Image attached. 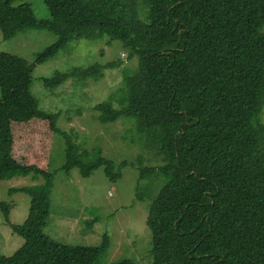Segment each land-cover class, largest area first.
<instances>
[{
	"label": "trees",
	"instance_id": "16d2710c",
	"mask_svg": "<svg viewBox=\"0 0 264 264\" xmlns=\"http://www.w3.org/2000/svg\"><path fill=\"white\" fill-rule=\"evenodd\" d=\"M15 1L0 0L3 40L31 29L56 40L31 63L0 53V181L43 178L8 190L30 199L22 224H11L0 202L4 224L22 239L0 264H96L107 253L105 234L96 246H73L43 233L52 138L62 136L65 174L77 168L87 177L101 166L115 181L124 163L99 148L80 151L58 130L59 114L40 110L29 90L36 65L73 40L102 36L120 42L137 66L122 72L120 108L97 104V121H130L133 138L160 162L139 166L136 186V199L149 200L151 264H264V0H41L48 19ZM102 68L55 72L43 85L97 80Z\"/></svg>",
	"mask_w": 264,
	"mask_h": 264
},
{
	"label": "rangeland",
	"instance_id": "374dc122",
	"mask_svg": "<svg viewBox=\"0 0 264 264\" xmlns=\"http://www.w3.org/2000/svg\"><path fill=\"white\" fill-rule=\"evenodd\" d=\"M28 4L37 19H48V11L41 0H16L14 6ZM56 40L44 30H24L3 40L0 34V53H9L31 63L35 57ZM97 64L103 67L100 78L77 80L68 78L55 89L43 85L55 72L69 73L76 68ZM137 58H127V51L118 41L107 36L95 40L76 39L69 42L51 59L36 65L31 74L30 93L40 110L58 113L57 128L69 134L80 151L92 153L101 150V156L111 160L118 168L115 181L107 178L103 167H98L87 177L77 168L65 174L64 145L60 134L52 138L49 171L52 174L50 208L43 233L62 244L96 246L105 234L109 240L107 253L96 264H115L129 259L134 264H151V235L146 227L148 199H136L139 166H159L154 153L133 138L132 123L120 118L113 124L101 125L97 121V104L111 100L119 109V99L124 94L123 70L132 71ZM264 122V106L260 113ZM129 130V131H128ZM141 164V165H140ZM43 184L40 176H15L0 181V202L9 205V222L20 225L25 220L30 199L11 188ZM22 239L4 224L0 212V255H11Z\"/></svg>",
	"mask_w": 264,
	"mask_h": 264
}]
</instances>
